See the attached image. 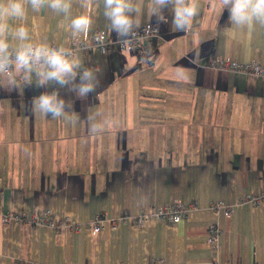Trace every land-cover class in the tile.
Listing matches in <instances>:
<instances>
[{
    "label": "crops",
    "instance_id": "obj_1",
    "mask_svg": "<svg viewBox=\"0 0 264 264\" xmlns=\"http://www.w3.org/2000/svg\"><path fill=\"white\" fill-rule=\"evenodd\" d=\"M195 2L187 31L165 10L168 22L149 42L152 63L138 52L77 49L99 70L86 98L55 83L38 87L35 77L16 88L0 83V211L28 216L0 220V264H264V200H250L264 189V77L209 63L264 64V26H231L221 0ZM140 7V24H156L144 0ZM81 12L93 19L88 39L98 30L117 36L102 5L74 3L72 15ZM69 24L49 9L28 18L33 40L56 46L81 38ZM53 90L73 103L66 117L33 106ZM105 120L101 133L89 132ZM175 200L188 205L176 223L120 218ZM97 213L107 221L95 233L62 225ZM210 222L219 228L213 245Z\"/></svg>",
    "mask_w": 264,
    "mask_h": 264
},
{
    "label": "clouds",
    "instance_id": "obj_2",
    "mask_svg": "<svg viewBox=\"0 0 264 264\" xmlns=\"http://www.w3.org/2000/svg\"><path fill=\"white\" fill-rule=\"evenodd\" d=\"M77 2L84 9H90L93 3L102 5L103 15L111 31L116 33L121 47L129 52L140 49L139 59L147 63L153 62L150 40L159 34V25L168 22L165 10L171 12V25L176 31L189 30L199 14L195 0H144L156 25L153 26L151 22L143 25L141 34L142 25L137 18L141 12L140 0H0V83L6 82L9 87L16 88L19 80L25 86L32 84L35 77L38 87L53 83L61 88L67 86L80 99L96 91L100 84L99 70L85 67L78 50L34 41L28 25L30 13L49 9L69 19L71 34L87 42L93 31V19L90 12L72 15L74 3ZM221 4L229 10L231 26H264V0H221ZM33 106L45 116L60 118L66 117L73 103L53 90L35 97ZM77 119L74 118L72 122L76 123ZM107 124V120L90 123L89 132L99 134Z\"/></svg>",
    "mask_w": 264,
    "mask_h": 264
},
{
    "label": "built area",
    "instance_id": "obj_3",
    "mask_svg": "<svg viewBox=\"0 0 264 264\" xmlns=\"http://www.w3.org/2000/svg\"><path fill=\"white\" fill-rule=\"evenodd\" d=\"M150 21L144 22L140 29L141 34H143V25L149 23ZM153 26L156 24L151 22ZM152 40V39H151ZM150 40V41H151ZM142 43V41H141ZM53 46H56L54 43H52ZM74 50H77L79 48H82L84 50H95L99 53H106L110 51H128L127 49H124L121 47L119 42L117 41V36H110L106 34L103 30L96 31L89 39H87V42H85L83 39L75 37L72 39L70 46ZM132 52H138L140 53V49H136ZM210 65L218 68H231L234 70H242L246 73H250L253 75L264 77V64L258 63L257 61H251V62H240L236 60H228V59H216L212 58L210 60ZM250 200L253 203H258L261 200H264V189H261L256 195L250 197ZM215 205L220 206L221 201L215 202ZM188 209V205L181 200H175L173 202L164 203L156 206L152 210H140V209H134L128 213H125L120 216L122 219H131L135 224L137 225H143L145 224L149 219H157L162 222L166 223H176L178 222L182 217L186 215V211ZM231 207H225V210L227 212H230ZM11 218H28L27 214L25 213H9L6 211H0V220L2 222H7ZM31 219L34 221L40 222V221H49L51 224H53L52 220H47V218L43 215H34ZM107 218L104 217L101 213H97L95 217L87 224L83 223H77L71 221L69 218L65 217L63 219L62 225L69 227L70 229L74 230H82L85 226L89 227L92 232L99 231L105 224H106ZM116 219H112L110 221V227L115 228L117 223ZM219 228L216 226L214 222H210L208 225V232L206 241L209 245H213L218 237ZM161 264H164L163 260H160Z\"/></svg>",
    "mask_w": 264,
    "mask_h": 264
}]
</instances>
